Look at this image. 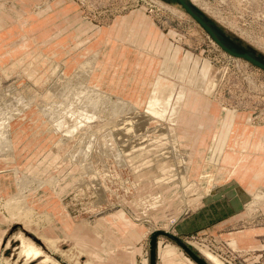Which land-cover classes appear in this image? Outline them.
Here are the masks:
<instances>
[{"label":"rangeland","instance_id":"obj_1","mask_svg":"<svg viewBox=\"0 0 264 264\" xmlns=\"http://www.w3.org/2000/svg\"><path fill=\"white\" fill-rule=\"evenodd\" d=\"M190 1L264 55V0ZM131 12L148 19L147 48L161 52L91 53L99 26ZM116 28L121 35L123 23ZM82 83L126 97L139 113L55 119L56 105L75 109L62 90ZM0 97L17 113L14 151L0 154V264H149L152 232L177 235L185 215H243L227 239L198 231L182 239L210 264L201 248L225 264H264V233L256 246L232 239L264 227V70L225 52L179 3L0 0ZM122 115L124 125L152 118L126 136ZM76 120L84 129L65 134ZM23 173L52 180L25 191L29 216L5 203ZM20 232L50 260H26ZM157 264L197 263L159 236Z\"/></svg>","mask_w":264,"mask_h":264},{"label":"bare ground","instance_id":"obj_2","mask_svg":"<svg viewBox=\"0 0 264 264\" xmlns=\"http://www.w3.org/2000/svg\"><path fill=\"white\" fill-rule=\"evenodd\" d=\"M69 82L71 84V80H69ZM71 85H69V86H71ZM79 87H80V85H79ZM74 90H70V88H69L68 90H62V92L58 91L59 93L61 92L60 94L62 95V98L64 100L71 99V100H69V102L74 101V102H71L70 105H72V107L74 106L75 109L63 108L62 106L64 104H58V105H56L57 106L56 112L53 115V117L55 119L58 117H61V116L63 118H65L66 116L64 114H66V112H68V111L72 112L74 114L80 113V114H78L77 120L82 118L84 121H87V120L93 121L95 118L96 119L97 118L102 119L103 116H101L100 114H102L103 111L104 112L107 111L108 113H110V115L112 117H116V115L118 113L124 114V113H126V111L130 115H136L137 113H139V110H137L135 105L132 102H130L129 100H127V99L125 100L121 97H118V98H116L117 100H115L112 98V96L109 93L103 92L97 87L90 88L87 85H84L82 83V86L79 89H77V91H74ZM7 98H8V96H7ZM72 98H73V100H72ZM65 105H67V104H65ZM12 106H13L12 103L11 104H9L8 102L0 103V154H3V153L11 154L14 151L13 138H11L12 137L11 121L16 119L15 117H16L17 113H15ZM67 106H69V105H67ZM124 118H126V116H124V115L119 116V120H117V122L119 123V126H123V127H121L123 129L122 133L126 134V136H127L129 134V132H131V131L134 132L135 130L140 129V126L143 127L144 126L143 124L148 123V120H151L152 117H149V118L146 117V118H144V120L142 122L136 123V124L134 123L136 120H133V122H132V120H131L132 118H131V119H128V123H126L125 125H124V123L123 124L121 123ZM139 119L141 120V118H139ZM77 120H76L75 124L67 130V132L65 131V134H68L69 136H71V135L75 134L76 132H78L79 128L82 130V128L84 127V125H83L84 122L82 123V121H80V126H79V124H77ZM86 143H87L88 148L91 149V147H93V139L86 141ZM119 154H120V152H118L117 155L119 156ZM14 171L17 173L19 170L17 168H15ZM21 175L22 176L17 179L18 192L15 193L14 195L10 196L5 201V203L10 208V210H11L10 212L13 215H19L20 216L22 214H24V215L26 214V216H27L28 214L31 215V213L34 214V212H36V211L33 208L28 207L29 204L27 203V200H26L25 191H27L28 187L31 184L33 185V183H36L37 185L41 186L43 184L51 182L52 180L44 179V178H40V177L29 176V175L24 174V173ZM260 191L264 192V189L261 188ZM19 237L21 238V245L19 246V253L26 256L27 257L26 260H29L32 258L33 259L37 258L40 255H42L43 253H44L43 254L44 259H42V261L44 263H46L47 261L50 260V255L46 254L45 251L42 249V247L39 246L38 244H36L32 239H30L26 236H23V234H21V232L19 233ZM201 251L206 255V257L208 259H210V261L213 262V264H225L224 261H222V259H220L217 255H215L211 251H209L205 248H201Z\"/></svg>","mask_w":264,"mask_h":264},{"label":"crops","instance_id":"obj_3","mask_svg":"<svg viewBox=\"0 0 264 264\" xmlns=\"http://www.w3.org/2000/svg\"><path fill=\"white\" fill-rule=\"evenodd\" d=\"M139 12V11H136ZM133 13V14H132ZM135 12L128 14V17L123 19H114L99 27L102 29L100 36L103 39L94 47L91 53H160L161 51L148 49L150 43V35L148 30V19L146 17H133ZM123 23L121 35L116 27ZM107 26V27H105ZM151 33V32H150ZM108 39V40H105ZM127 80V79H126ZM95 84L104 90L112 93L117 88L107 83L104 79H97ZM127 84L130 81L126 82ZM122 98H126L120 96ZM128 100V99H127ZM229 137V136H228ZM228 137L226 140H228ZM227 143V142H226ZM225 143V145H226ZM225 152V151H224ZM226 154V153H225ZM224 156V154H223ZM243 215H185L182 221L176 226L177 235L183 238L192 232H207L221 239H227L230 231L233 228L232 222ZM231 222V223H230ZM264 233V227L250 226L244 230L236 231L232 239L241 246H256L259 242V234Z\"/></svg>","mask_w":264,"mask_h":264},{"label":"water","instance_id":"obj_4","mask_svg":"<svg viewBox=\"0 0 264 264\" xmlns=\"http://www.w3.org/2000/svg\"><path fill=\"white\" fill-rule=\"evenodd\" d=\"M179 3L185 11L191 15L201 27L210 35V37L228 54L243 58L254 66L264 70V55L255 49L239 42L220 25L204 13L199 7L194 5L190 0H168ZM164 236L173 240L181 247L197 264H210L209 261L196 252L184 239L169 231L157 229L152 232L149 238V264H157V246L158 237Z\"/></svg>","mask_w":264,"mask_h":264}]
</instances>
